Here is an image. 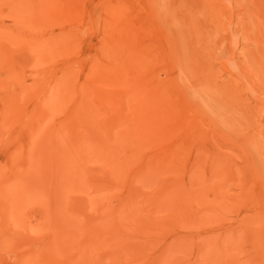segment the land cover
Masks as SVG:
<instances>
[{
    "label": "rangeland",
    "instance_id": "rangeland-1",
    "mask_svg": "<svg viewBox=\"0 0 264 264\" xmlns=\"http://www.w3.org/2000/svg\"><path fill=\"white\" fill-rule=\"evenodd\" d=\"M0 264H264V0H0Z\"/></svg>",
    "mask_w": 264,
    "mask_h": 264
}]
</instances>
